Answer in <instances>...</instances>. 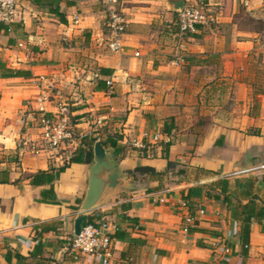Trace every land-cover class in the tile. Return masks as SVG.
Wrapping results in <instances>:
<instances>
[{
    "label": "crops",
    "instance_id": "0c3cea01",
    "mask_svg": "<svg viewBox=\"0 0 264 264\" xmlns=\"http://www.w3.org/2000/svg\"><path fill=\"white\" fill-rule=\"evenodd\" d=\"M170 1L119 0L118 52L105 47L101 0H25L21 19L0 22V264H102L65 248L93 154L51 181L27 177L48 171L31 149L44 93L50 111L63 101L74 133L55 164L95 137L128 178L86 217L111 224L108 264H264V211L263 224L253 214L264 205V31L240 25L264 27V0H182L207 12L183 34Z\"/></svg>",
    "mask_w": 264,
    "mask_h": 264
},
{
    "label": "built area",
    "instance_id": "2783aa9c",
    "mask_svg": "<svg viewBox=\"0 0 264 264\" xmlns=\"http://www.w3.org/2000/svg\"><path fill=\"white\" fill-rule=\"evenodd\" d=\"M23 1L25 0H0V22L9 24L21 19L20 10ZM101 3L105 13V47L108 51L118 52L122 46V37L128 23L127 18L117 7L119 0H101ZM176 12V25L180 34L193 31L196 24H203L207 20V12L198 2L183 4L182 8ZM52 99L54 97L48 93L41 94L35 99L37 103L35 121L39 129V137L31 145V149L34 153L46 155L49 161L55 163L57 159L65 158L62 156L63 152L67 142L74 138V133L72 124L66 116L63 101L56 102L55 111H50L46 107ZM152 139L156 140L157 135ZM133 145L139 150L147 147V144L143 142H136ZM186 221H191L189 215L186 216ZM110 225L104 218L84 221L79 233L72 234L66 241L65 248L70 252L73 260H79L84 256H98L102 264H108L114 249Z\"/></svg>",
    "mask_w": 264,
    "mask_h": 264
},
{
    "label": "water",
    "instance_id": "95a60500",
    "mask_svg": "<svg viewBox=\"0 0 264 264\" xmlns=\"http://www.w3.org/2000/svg\"><path fill=\"white\" fill-rule=\"evenodd\" d=\"M170 8L181 9L182 0L170 1ZM93 163L89 169L88 186L80 205V210L73 218L72 233H79L81 224L86 220L89 210L100 205L108 195H113L128 187V178L123 175L112 161L110 155L98 140L92 148Z\"/></svg>",
    "mask_w": 264,
    "mask_h": 264
},
{
    "label": "trees",
    "instance_id": "16d2710c",
    "mask_svg": "<svg viewBox=\"0 0 264 264\" xmlns=\"http://www.w3.org/2000/svg\"><path fill=\"white\" fill-rule=\"evenodd\" d=\"M260 25H262V23H259ZM10 74L12 73H18V70L16 71H9ZM97 139L95 137H90L89 139H83V137H81V139L79 140V144L77 147H75V149H73L70 154L68 155L67 159L66 160H63L62 163L60 164H55L51 161H49V164H48V171H38V172H34V173H31V174H28L27 177L29 178L30 182L32 184H37L39 181V177H41L43 180H41L42 182L43 181H51V179H53V177H55L63 168L67 167L71 162H90L91 161V156H92V145L93 143L96 141ZM99 142L102 146H105L106 145V141H102L99 139ZM82 144H85V148H86V151L82 152L81 148L84 147L82 146ZM85 154V155H83ZM55 172V173H52V172ZM128 172H130V174H134V172H139V173H146V174H149V175H152L155 173V171L149 167V166H136L134 167L132 170H129ZM200 187L199 186H195V187H189L187 189V193L185 194V197L186 198H189L191 196H194L196 195V192L197 190H199ZM246 207H249V208H255V205L252 204V203H246L245 204ZM262 211H264V205L261 206L260 209H257L256 212H253V214L256 216V219L257 221L260 223V224H263L261 223V218L264 217V214L262 215ZM259 215L262 217H259ZM85 221H88V220H85ZM248 222V221H246ZM261 229L264 231V225H261ZM244 238H245V241H246V238H247V235H248V225L245 224L244 225Z\"/></svg>",
    "mask_w": 264,
    "mask_h": 264
},
{
    "label": "rangeland",
    "instance_id": "374dc122",
    "mask_svg": "<svg viewBox=\"0 0 264 264\" xmlns=\"http://www.w3.org/2000/svg\"><path fill=\"white\" fill-rule=\"evenodd\" d=\"M242 21L240 20V25L242 27H246V28H257V29H260V30H263L264 31V27L262 25H260L259 23L256 25L255 21L249 19V17L247 16H243L242 17ZM174 20H175V17H174ZM264 38V36H263Z\"/></svg>",
    "mask_w": 264,
    "mask_h": 264
}]
</instances>
